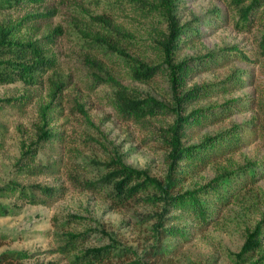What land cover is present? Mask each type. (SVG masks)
Masks as SVG:
<instances>
[{
  "label": "rangeland",
  "instance_id": "rangeland-1",
  "mask_svg": "<svg viewBox=\"0 0 264 264\" xmlns=\"http://www.w3.org/2000/svg\"><path fill=\"white\" fill-rule=\"evenodd\" d=\"M248 2L0 0V27L8 29L2 70L32 59L6 40L39 39L60 27L52 41H38L51 66L36 81L0 82L2 262L249 264L264 255V14L246 22L241 7ZM185 59L189 70L173 68ZM130 63L154 65L155 72L136 80ZM107 73L137 98L132 114L114 108L115 87L102 80ZM52 82L60 84L58 100L43 112ZM202 84L210 85L209 94L189 98L186 89ZM227 100L235 110L224 111ZM198 107L207 109L201 119L191 112ZM49 131L59 132L42 139ZM230 132L238 135L222 151L210 149L192 175L170 183L182 168V147ZM115 159L138 171L130 185L142 184L121 201L113 198L115 180L124 177L113 174ZM238 168L243 172L233 179L223 173ZM214 178L236 189L205 224L178 195ZM84 180L100 184L87 190ZM35 184L59 191L48 196ZM175 245L180 250L169 254ZM160 246L167 256L153 259L151 250Z\"/></svg>",
  "mask_w": 264,
  "mask_h": 264
},
{
  "label": "trees",
  "instance_id": "trees-1",
  "mask_svg": "<svg viewBox=\"0 0 264 264\" xmlns=\"http://www.w3.org/2000/svg\"><path fill=\"white\" fill-rule=\"evenodd\" d=\"M7 1L8 5L13 3H37L41 2L42 0H5ZM164 4L170 5L171 0H161ZM236 1V0H235ZM237 1H243V0H237ZM245 1V0H244ZM42 13H35L32 14V16L41 15ZM257 14V16H260L261 14H264V0H249V2L246 5H243L241 7V16L245 19L246 22L250 21L252 17H254ZM100 18V16L96 17ZM184 25L178 27V29L183 30ZM177 29V28H176ZM118 32V29H116ZM175 31V26L172 29V32ZM60 32V27L56 26L52 30L50 34L45 35L44 37H40L39 39H22L20 37L14 36L12 40H6L5 44H9L11 47L10 49H20L23 54H31L32 59L26 60V61H13L12 68L2 70L0 69V82L5 80H14L17 78H23L25 81L33 82L36 81V76L38 74H43L46 69L50 68L51 61L50 58L45 56L44 54V48L42 45L38 44V41L40 39H46L49 41H52V35ZM8 29H4L0 27V47L5 41V37H7ZM260 44L262 46V50L264 51V31L260 38ZM178 45V43H177ZM176 46V43H175ZM2 48H5L2 47ZM110 48L112 50L119 52V53H125V51L122 50V48L118 47L117 45H110ZM235 47H226L225 49H234ZM208 55H212L211 53H207ZM242 56H246L244 53ZM94 64L99 67V65L96 63V61H92ZM182 66L184 70H189V60H181L176 64H173V68L175 66ZM155 66L154 65H146L144 63H140V65H137L136 63H130L129 65V73L130 76L136 80H147L149 77H151L155 72ZM102 80L109 82L111 85L115 87L113 94H112V102L114 108L119 111L122 114L129 115L132 114L135 109L138 107V101L137 98L130 94V90L123 85L115 76L107 73L106 77ZM53 83V82H52ZM60 87V84H52V88L50 91V97L49 101L42 105L43 112H45V109L49 108L52 103L57 102V98L59 96L58 89ZM211 88L209 84H202V85H195L194 87H191L189 89H186V94L189 95V98L196 97L198 94H209ZM222 90V89H217ZM223 92V91H219ZM25 96H23L20 99H23L22 102L25 100ZM226 107L224 108V111H230L235 110L237 104H234V100H227L225 103H223ZM220 106V105H219ZM76 109L81 112V114L86 117L87 114L85 112V109H83L82 105L79 103H76ZM206 108L198 107L197 109H192L191 112H196L195 118L198 117V119H201L203 117L204 112H206ZM60 111V110H59ZM129 117V116H128ZM59 131H49L46 132L42 139L49 138L52 134L57 133ZM226 135V136H224ZM238 135V133L230 132V133H220L217 135L218 138L214 139L211 137H207L204 141L201 143L195 145H188L185 147H182L180 150L183 152V155L179 156L180 161L183 160L181 164L182 168H178L177 172L175 173L174 177L171 176L170 183L174 184L177 182H180V180H184L185 177H189L192 175L190 172L192 169L196 168L197 165V159L200 158V160L205 159V157L210 153V149H217L222 151V147L226 145L227 142H232L231 140H234V138ZM56 137L60 138L59 135H55ZM219 139V140H218ZM218 140V141H217ZM216 145V146H214ZM222 146V147H221ZM178 145L175 144L174 149H177ZM175 157V154H174ZM114 164L116 166H120V169L116 171H113V174H118L120 172H123L121 174L124 175V177L115 180L114 186H113V198L117 199L119 201L131 198L137 194V192L140 189V186L142 185L140 181L138 183L129 184L128 180L130 178L137 179L138 177H132V174L138 173L137 170L125 165L120 159H115ZM183 164H185L187 167H184ZM240 172V168L236 170L232 169H226L224 170V174L227 176H231L232 179L234 176ZM247 172V171H246ZM251 176V175H250ZM108 178V177H107ZM105 178V179H107ZM104 179V180H105ZM100 184V180H84L82 183H80V186L83 188H86L87 190H95ZM220 182L218 178H214L210 180L208 183L203 184L201 186L195 187L193 189H188L184 193L178 195V199L180 200L181 204H184L186 208L193 214V216L197 219V221L204 222L205 224L209 222L210 219L214 218L215 216H218L221 209L224 207V204L229 202L231 199L230 196L232 194H235V185L229 186V184H224L223 187H220ZM35 187H37L41 192L48 196L55 195L59 191L58 186H48V185H41V184H35ZM202 226V225H201ZM167 248V247H166ZM178 245H175L174 248L168 251L169 254H175L180 249ZM161 246L155 250H151L150 256H152L153 259H159L166 257L167 254ZM2 260H6L4 254H0V264H4L5 262H2ZM8 264V263H5ZM249 264H264V255L261 257H258L255 260H251Z\"/></svg>",
  "mask_w": 264,
  "mask_h": 264
}]
</instances>
